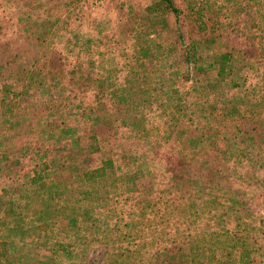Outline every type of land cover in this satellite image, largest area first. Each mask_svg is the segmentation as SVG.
Instances as JSON below:
<instances>
[{
    "label": "trees",
    "instance_id": "trees-1",
    "mask_svg": "<svg viewBox=\"0 0 264 264\" xmlns=\"http://www.w3.org/2000/svg\"><path fill=\"white\" fill-rule=\"evenodd\" d=\"M183 10L189 21L185 41L180 31L169 37L163 35V27L146 32L142 44L131 55L133 59L121 66L137 78V75L147 76L164 70L161 64L171 57L173 65L175 62V66L170 67L173 81L143 88L131 80L117 82L116 76L111 74L92 78L83 70L80 59L70 60L62 50L47 51L44 69L47 82L43 83V88H55V93L51 92L45 102L44 98L39 99L46 107L44 114L49 110V116L36 124L30 120L28 105L18 102L22 91L6 84L0 87V125H4L8 138L22 136L24 139L30 132L45 135L37 141L40 144L27 141L16 145L9 141L0 155L1 162L12 153V163L17 165L22 155L40 153L33 169L14 170L10 177L12 183L1 189L0 233L7 231V235L6 239L0 238V264H11L12 249L23 247L17 242L24 240L25 235L31 236L44 250L50 249L46 264H54L63 251L68 256H77L84 264H157L162 250H157L156 260L142 256L143 252L132 258L128 246L119 245L126 239L119 225L105 223L102 227L99 224L102 215L97 216L94 208L81 209L79 203L69 204L65 195L87 185L77 190L78 202L81 198L89 199L98 201L101 206L110 188H120L129 192L128 196L138 202L144 214L147 205L152 203L146 196L148 165L163 158L170 169L165 186L154 200L160 202L162 208L153 215L180 219L184 216L181 175L184 162L188 160L186 148H193L194 154L206 146L223 152V160L208 171L213 176L208 184L214 188L218 180L227 177L223 174L229 170L227 162L239 165V175L252 173L259 166V158L256 159L259 147L263 150L264 165V0H184L183 9L173 0H157L143 7L141 18L156 23L162 14L171 12L177 20ZM242 11L248 17L242 19L244 25L239 26L236 19ZM230 34L236 36L237 42L231 43L226 38ZM178 42L183 43L179 46ZM89 63L92 65V60ZM165 71L169 72L168 68ZM180 72L184 77L181 81L177 79ZM30 84L22 83L26 89ZM92 84L97 91L89 100L75 91ZM132 87L142 89L132 95ZM157 100H160L157 112L163 116L165 124L150 127L147 125L151 112L148 105ZM35 102L29 103L34 105ZM110 103L118 105L115 110L108 108ZM121 103L126 106L122 108ZM237 119L247 127L242 129ZM154 128L162 129L163 133L153 131ZM231 130L234 133L228 135ZM126 131L129 132L127 137L133 140L131 145L114 149L118 144L111 143ZM96 151L105 153L98 164L88 165V157ZM75 153L88 161L85 166L76 162ZM214 159L204 160L214 162ZM188 178L193 188L203 189L202 176ZM69 208L71 211H67ZM148 226L152 227L151 222ZM57 227L64 233L54 238ZM113 227L117 231L112 235ZM158 231L165 230L153 233H160ZM50 235L54 240H49ZM116 240L121 241L115 243ZM168 240L172 253L162 259V263L183 264L182 239L171 236ZM94 242L118 248L111 253L107 247L106 250L94 248ZM21 258L20 255L18 260Z\"/></svg>",
    "mask_w": 264,
    "mask_h": 264
},
{
    "label": "rangeland",
    "instance_id": "rangeland-1",
    "mask_svg": "<svg viewBox=\"0 0 264 264\" xmlns=\"http://www.w3.org/2000/svg\"><path fill=\"white\" fill-rule=\"evenodd\" d=\"M154 1L157 0H0V87L6 84L16 91H22V94L18 95V102L28 105L30 120L36 124L39 119L49 116V110L44 114L46 107L43 102L48 100L51 92L55 93V88L51 89L50 86L43 88V83L47 82L44 73L47 65V51L55 53L56 50H62L66 51L70 60L80 59L83 62V70L86 73L89 72L92 78L101 74H111L116 76L117 82L123 83L131 80L136 85L144 86L143 88L149 85L158 87L163 82H169L174 79L171 76L170 67H174L175 62L173 65L171 57L161 64L164 70L153 71V74L147 76L137 75L136 78L135 75L127 73L126 67L123 68L125 66L123 62L133 59L131 55H134L136 48L142 44L143 37L148 34L146 32L152 33L155 29L163 27V35L169 37L180 31L184 33L185 39H183L186 40L189 21L184 10L177 20L171 12L162 14L161 20L156 23L149 18H141L143 7ZM173 1L183 9L184 0ZM247 17V13L242 11L236 23L243 26L241 20ZM226 38L232 43L236 36L230 34ZM234 41L237 42V40ZM177 44L181 46L179 42ZM89 60H92V65ZM71 64L68 66L71 67ZM167 68L169 72L165 71ZM183 78L180 72L177 79L181 81ZM22 81L31 82L30 87L26 89ZM33 83L38 86H33ZM131 89L133 95L134 91H140L142 88L132 87ZM75 91L85 95V100H89L96 94L97 87L92 84L88 88H77ZM41 98H44L43 102L39 100ZM30 101L36 102L30 105ZM159 102L160 100H157L152 105H148L151 112L147 117V125L150 127L151 124L159 127L165 124L163 116L157 112L160 110L157 105ZM116 106L118 105L110 103L108 108L115 110ZM121 106L124 108L126 105L121 103ZM237 121L240 122L239 119ZM240 124L242 129L247 127L246 123L240 122ZM102 125L106 128L104 124ZM152 130L163 133L162 129ZM4 131L2 124L0 125V155L4 153V148L9 145V141H14L16 145L27 141L34 143L45 136L30 132L25 135L24 139L22 136L8 138ZM231 132L234 133V130L228 132V135ZM253 132L256 133L257 130ZM128 133L126 131L121 138L111 143L113 146L118 144L114 149L131 145L130 142L133 140L127 137ZM234 141L237 142V139L234 138ZM238 143L241 144L240 141ZM166 145H169L168 141ZM192 149L184 150L188 153L185 154L188 160L184 162V171L181 175L184 189L183 218L153 215L158 208H162L160 202L154 200H157L160 189L165 186L168 169H170L163 158H160L162 160L160 162L155 161L152 165L151 163L148 165L149 173L146 174L145 179L148 180L147 187L152 194L147 192L146 196L152 199V203L147 205L144 214L138 202L133 201L132 196H128L129 192L122 191L120 188L114 190L110 188L101 206H98V201L90 202L89 199L81 198L78 202L77 190L87 185L68 192L65 199L69 204L79 203L81 209L83 207L94 208L97 216L102 215L99 221L102 227L105 223L119 225L118 228L125 233L126 238L119 245L124 248L128 246V250L132 251V258L143 252L142 256L156 260L157 250H162L158 255L159 261H156L157 264L162 263L161 260L167 259L172 253L171 243L168 240L172 236L182 239L183 264H264L262 148L259 147L256 156V159L259 158L257 161L259 166L255 167L252 173L246 172L239 175V165L233 161L227 162L229 170L225 169L226 172L223 173L227 177L224 179L220 176L222 180H218L215 188L208 184V179H213L208 171L216 162L223 160V152L206 146L205 149L203 147L194 154ZM9 152L7 151L6 154L9 155ZM104 153L105 151L92 153L87 159L89 160L88 165L98 164ZM39 155L40 153L38 155L24 154L21 156V163L17 165L12 163L14 159L12 153L9 156L11 159L2 158L0 192L3 186L12 183L10 177L14 170L33 169L37 165ZM192 155L195 159H192ZM73 156L76 162L84 164L80 166H85L88 162L81 154L75 153ZM207 158L216 159L214 162H208L204 160ZM188 176H202L203 189L193 188L191 182L188 181ZM114 191L116 192L113 193ZM67 211H71V208ZM104 211L106 212L103 215ZM150 222L151 228L148 226ZM113 229L112 235L117 231L114 227ZM155 230L165 231L153 233ZM53 233L52 237L55 238L62 236L64 232H59L57 227ZM6 235L7 231H2L0 238L6 239ZM52 237L50 235L49 240H54ZM15 238L17 240V237ZM120 241L116 240L115 243ZM17 243L22 244L23 247L12 249L11 264H46L49 259L47 257L51 255L50 249L44 250L38 242L31 240V236L25 235V239L18 240ZM157 243L162 246L159 247ZM93 244L94 248L102 247L103 250L107 247L111 253L118 248L108 247L99 242ZM64 253V251L61 252L54 264H84L73 253L71 255L74 256ZM20 255L22 258L18 260Z\"/></svg>",
    "mask_w": 264,
    "mask_h": 264
}]
</instances>
